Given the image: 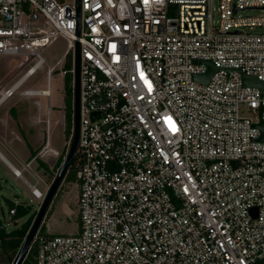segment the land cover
Masks as SVG:
<instances>
[{
	"label": "built area",
	"instance_id": "2783aa9c",
	"mask_svg": "<svg viewBox=\"0 0 264 264\" xmlns=\"http://www.w3.org/2000/svg\"><path fill=\"white\" fill-rule=\"evenodd\" d=\"M65 7L76 16V0H0V55L24 56L19 70L34 61L0 87V104L49 100L71 56L73 106L76 18ZM213 10L211 0H80L78 230L38 232L34 264H264V89L242 83L264 81V15L243 13L264 0ZM58 37L67 48L46 88L20 89ZM207 61L208 81L194 79Z\"/></svg>",
	"mask_w": 264,
	"mask_h": 264
},
{
	"label": "rangeland",
	"instance_id": "374dc122",
	"mask_svg": "<svg viewBox=\"0 0 264 264\" xmlns=\"http://www.w3.org/2000/svg\"><path fill=\"white\" fill-rule=\"evenodd\" d=\"M71 1V0H68ZM214 7L213 14L214 18L218 17V0H211ZM244 14L249 15H264V10H246ZM258 28H255L254 31H258ZM67 48V42L64 38L58 37L50 45L44 47L40 50V55L44 58L45 63L37 70V73L26 80L20 89L23 88H46V70L48 67L53 66L57 60L62 58L64 51ZM25 57L22 55H0V87H7L12 84L16 78L22 76L25 69L34 63L30 61L26 63L19 70L20 66L24 63ZM60 66L56 67L50 84L51 96L49 100L46 97H20L16 94L15 97H12L4 103L2 108L6 107L7 111L10 112L11 118L15 119V112L19 122L22 123V129L26 131L29 135H33L34 131L37 129V126H33L30 122L25 119L27 114L30 112H35L36 107H33L32 102H40L42 104V117L43 120L47 115V106L49 105V135L48 143L50 142V147L48 148L46 154H44L41 159L51 162L55 155L56 159L52 163V167L48 169L43 168L40 172L36 173L34 177L31 174L22 168L16 160L9 154L6 150H3L4 153L11 159L17 169L21 170L23 177L31 184H35L38 179L37 187L43 193H46L57 169H54L56 160L64 153H66L69 145L70 136L67 138L65 136V117H64V74L60 73ZM32 103V104H31ZM14 105L15 112L10 111L11 106ZM31 104V109L27 114H24L25 106ZM0 111V112H1ZM38 115V114H37ZM245 115H248L255 119L250 112L246 111ZM16 118V119H17ZM15 119V120H16ZM38 126L43 125L45 130V121L43 123L37 124ZM15 126V125H14ZM17 126V125H16ZM11 127V124H10ZM18 127V126H17ZM13 128V125H12ZM15 130V129H14ZM72 133V129H71ZM18 143V142H16ZM15 143V146L20 150L24 148V144L18 145ZM63 155V157H64ZM63 159V158H62ZM70 171V170H69ZM0 195L5 198H8L10 201L24 204L25 206H30V213L36 211L42 199H36L31 193V187L28 183L19 176H14L10 171L6 170L3 166L0 165ZM77 196H78V186L75 177H69L64 179L60 188L58 189L55 197L50 204V207L46 213V216L43 220L45 225V233L47 234H73L78 230V216H77ZM8 206L2 200L0 203V217L7 218ZM28 216L21 217L13 221V225L10 226L9 230L13 228H18L20 225L27 219ZM11 251L2 253L0 258V264H11Z\"/></svg>",
	"mask_w": 264,
	"mask_h": 264
},
{
	"label": "water",
	"instance_id": "95a60500",
	"mask_svg": "<svg viewBox=\"0 0 264 264\" xmlns=\"http://www.w3.org/2000/svg\"><path fill=\"white\" fill-rule=\"evenodd\" d=\"M64 17L66 19L76 18V43H75V63H74V92H73V117H72V133L69 141L68 149L55 173V176L45 193L39 208L36 210V214L32 220V223L26 232V235L19 246L15 256L12 259L11 264H22L26 259V256L32 246L36 234L39 232L46 213L55 197L58 189L60 188L63 180L70 170L71 163L73 161L75 152L79 144V124H80V0H76V16H72V11L69 7H65ZM208 70L205 74L194 76V79L207 82L212 73L215 71V67L210 62H206ZM242 83L245 86L258 87L260 90L264 89V81L257 80L255 77L242 75ZM97 115L92 114V117ZM28 184H30L23 176Z\"/></svg>",
	"mask_w": 264,
	"mask_h": 264
},
{
	"label": "crops",
	"instance_id": "0c3cea01",
	"mask_svg": "<svg viewBox=\"0 0 264 264\" xmlns=\"http://www.w3.org/2000/svg\"><path fill=\"white\" fill-rule=\"evenodd\" d=\"M6 101L0 104V109L4 105V103H6ZM32 103H34V105ZM32 103V106L36 107L35 112H30V114H27V112H25L28 111L29 113V111L32 110L31 104H29L30 107L25 106V108L23 109L24 114H27V117L25 119H27V121L30 122L33 126H37V129L34 131V134L32 136L29 135L26 131H24V129H22V123L19 122V119L17 118V114L15 112V104L11 106L10 111L15 112L14 114L17 118H15L16 120L11 118V114L7 111L6 107L2 108V111L0 110V165L3 166L6 170L10 171L14 176L16 175L13 169H17V167L14 165L11 159H9V157L4 153L3 150H6L9 154H11V156L16 160V162L22 165V168L24 170H27L32 177H34L36 173L40 172L44 168L39 163V160L43 161L49 168H51L52 163H54V160L58 155H55L51 162H47L41 159V157L46 154L48 148L51 145L50 142L47 144L50 123L48 127L47 125H45V130L43 125H37L39 123H43L44 121L42 117V104L40 102L39 105L37 104V102ZM39 118L43 121H38ZM15 143L20 146L21 144H24V148L22 150H19L15 146ZM39 148L40 150L36 153V155L34 157H31L32 151L37 150ZM27 164L29 165L27 166Z\"/></svg>",
	"mask_w": 264,
	"mask_h": 264
},
{
	"label": "trees",
	"instance_id": "16d2710c",
	"mask_svg": "<svg viewBox=\"0 0 264 264\" xmlns=\"http://www.w3.org/2000/svg\"><path fill=\"white\" fill-rule=\"evenodd\" d=\"M64 69L66 70L65 75H64V117H65V136L68 138L71 134V129H72V87H71V82H72V74L70 72L71 69V56H68L65 60L64 63ZM40 150H34L32 151V156L34 157L36 153ZM64 153L56 160V163L54 165V169L56 170L63 158ZM39 163L41 164L42 167L48 169V166L43 162L39 160ZM69 177H74V174L70 170L66 177L65 180L68 179ZM4 201L7 206L8 210L14 206V202L10 201L8 198L3 197L0 195V203L1 201ZM15 214L13 215V219L17 220L21 217L28 216L27 219L20 225L18 228H13L11 230H6L3 226V219L4 217H0V241H1V251L2 253H5L7 251H11V259L15 256L19 246L21 245L26 232L28 231L32 220L36 214V211L30 213L31 207L30 206H25L24 204H18L15 206ZM15 222V221H14ZM39 234L46 235L45 233V225L42 224L39 230ZM48 235V234H47ZM50 235V234H49ZM34 254L35 251L33 247L30 248L26 259L22 264H34Z\"/></svg>",
	"mask_w": 264,
	"mask_h": 264
},
{
	"label": "bare ground",
	"instance_id": "6f19581e",
	"mask_svg": "<svg viewBox=\"0 0 264 264\" xmlns=\"http://www.w3.org/2000/svg\"><path fill=\"white\" fill-rule=\"evenodd\" d=\"M15 171H18L19 176H21V172L19 170L15 169ZM32 189L35 190L38 195L41 194V191L37 187L32 186Z\"/></svg>",
	"mask_w": 264,
	"mask_h": 264
}]
</instances>
